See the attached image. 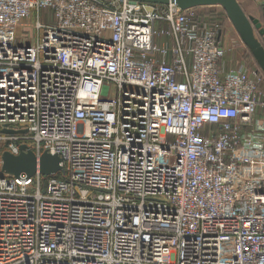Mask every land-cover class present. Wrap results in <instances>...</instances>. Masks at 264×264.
Instances as JSON below:
<instances>
[{
  "label": "built area",
  "instance_id": "obj_1",
  "mask_svg": "<svg viewBox=\"0 0 264 264\" xmlns=\"http://www.w3.org/2000/svg\"><path fill=\"white\" fill-rule=\"evenodd\" d=\"M201 8L0 0V264H264V73Z\"/></svg>",
  "mask_w": 264,
  "mask_h": 264
},
{
  "label": "water",
  "instance_id": "obj_2",
  "mask_svg": "<svg viewBox=\"0 0 264 264\" xmlns=\"http://www.w3.org/2000/svg\"><path fill=\"white\" fill-rule=\"evenodd\" d=\"M154 4H167L175 2L182 9L191 7L221 6L227 17L238 32L243 43L249 47L255 60L264 73V43L256 36V32L263 37L264 27L262 22L248 15L238 0H136ZM2 172L19 177L27 175L34 176L38 171L43 175L56 174L62 170L61 159L57 154L44 152L37 157L35 152L26 144L20 145V153L13 154L4 151L1 154Z\"/></svg>",
  "mask_w": 264,
  "mask_h": 264
},
{
  "label": "rangeland",
  "instance_id": "obj_3",
  "mask_svg": "<svg viewBox=\"0 0 264 264\" xmlns=\"http://www.w3.org/2000/svg\"><path fill=\"white\" fill-rule=\"evenodd\" d=\"M201 10L202 12L212 13L219 20L222 28L221 42L225 47L226 60L228 63L231 65L245 63L253 70L260 69L249 47L243 43L227 15L222 14L223 8L221 6H205L202 7ZM257 18L260 20L262 19V11L258 12ZM255 32L257 38L263 43V37H261L257 31ZM261 88V92L264 96V84Z\"/></svg>",
  "mask_w": 264,
  "mask_h": 264
},
{
  "label": "crops",
  "instance_id": "obj_4",
  "mask_svg": "<svg viewBox=\"0 0 264 264\" xmlns=\"http://www.w3.org/2000/svg\"><path fill=\"white\" fill-rule=\"evenodd\" d=\"M238 1L240 2L242 8L248 15L257 18L259 11H262V15H263L264 0H238ZM260 21L262 22V19Z\"/></svg>",
  "mask_w": 264,
  "mask_h": 264
},
{
  "label": "trees",
  "instance_id": "obj_5",
  "mask_svg": "<svg viewBox=\"0 0 264 264\" xmlns=\"http://www.w3.org/2000/svg\"><path fill=\"white\" fill-rule=\"evenodd\" d=\"M201 13H202V16L204 17V19L208 20V21H211V23H218L220 25V22L219 20L217 19V17H215V15H213L212 13L210 12H202L201 10ZM222 14L225 15L226 12L223 10L222 11ZM227 15V14H226ZM221 27V25H220ZM222 29V28H221ZM262 37V36H261ZM263 43H264V40H263ZM257 62V61H256ZM258 64V63H257ZM258 67L260 68V66L258 65ZM261 70V68H260Z\"/></svg>",
  "mask_w": 264,
  "mask_h": 264
}]
</instances>
